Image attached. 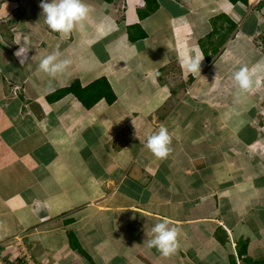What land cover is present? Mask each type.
<instances>
[{
    "label": "crops",
    "instance_id": "crops-1",
    "mask_svg": "<svg viewBox=\"0 0 264 264\" xmlns=\"http://www.w3.org/2000/svg\"><path fill=\"white\" fill-rule=\"evenodd\" d=\"M83 2L84 28L61 35L41 0H0V260L26 246L38 264H234L246 243L264 262V0ZM56 50L72 63L51 78L38 64ZM196 53L192 75L181 59ZM98 80L112 101L50 98ZM161 126L164 160L144 147ZM164 220L179 230L169 257L147 246Z\"/></svg>",
    "mask_w": 264,
    "mask_h": 264
},
{
    "label": "clouds",
    "instance_id": "clouds-1",
    "mask_svg": "<svg viewBox=\"0 0 264 264\" xmlns=\"http://www.w3.org/2000/svg\"><path fill=\"white\" fill-rule=\"evenodd\" d=\"M40 7L44 17V23L47 27L61 35H68L77 27L83 29L84 21L87 19L90 9L83 0H41ZM29 47L24 45L19 47L15 55L21 65H24L28 57ZM195 51V50H193ZM59 50L44 55L38 64V69L46 73L49 77L55 78L58 74L64 73L71 65L70 59H61ZM204 56L196 53L194 55H185L181 59L182 66L189 74H200V65ZM253 73L247 66H242L232 73V79L239 93H249L253 88ZM172 137L166 127L161 126L158 131L147 136L144 147L150 151L157 159H166L171 149ZM177 227H169V221L164 220L158 222L151 229V233H147L149 237L147 241L148 248H156L164 257H169L178 250Z\"/></svg>",
    "mask_w": 264,
    "mask_h": 264
},
{
    "label": "trees",
    "instance_id": "trees-1",
    "mask_svg": "<svg viewBox=\"0 0 264 264\" xmlns=\"http://www.w3.org/2000/svg\"><path fill=\"white\" fill-rule=\"evenodd\" d=\"M233 3L242 2L248 4L249 0H230ZM97 90V91H96ZM64 92H73L87 107L92 106L98 99H100L103 95L108 97L109 101L114 99V94L111 90L110 85L107 81L98 80L93 83L88 88H83L79 82L72 84L70 87H67L63 90L58 91L50 98H56ZM73 247L78 250H82L75 242L72 240ZM247 254V244L242 243L238 245V255L240 259L242 258L244 261H249L252 264H264L263 261H253L252 259L246 256ZM234 264H237L236 261Z\"/></svg>",
    "mask_w": 264,
    "mask_h": 264
},
{
    "label": "built area",
    "instance_id": "built-area-1",
    "mask_svg": "<svg viewBox=\"0 0 264 264\" xmlns=\"http://www.w3.org/2000/svg\"><path fill=\"white\" fill-rule=\"evenodd\" d=\"M11 90L13 91L14 95H17L20 90H22L21 86L10 84ZM18 246H21V241L17 243ZM238 264H242L241 260L237 259ZM0 264H38V262L33 258L30 251L26 246H21L20 254L13 257L12 263L3 262L0 260Z\"/></svg>",
    "mask_w": 264,
    "mask_h": 264
},
{
    "label": "rangeland",
    "instance_id": "rangeland-1",
    "mask_svg": "<svg viewBox=\"0 0 264 264\" xmlns=\"http://www.w3.org/2000/svg\"><path fill=\"white\" fill-rule=\"evenodd\" d=\"M259 45L261 46L262 50H264V37L260 38L258 41Z\"/></svg>",
    "mask_w": 264,
    "mask_h": 264
}]
</instances>
